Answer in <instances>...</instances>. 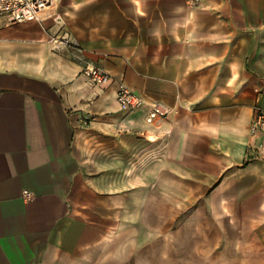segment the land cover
I'll return each instance as SVG.
<instances>
[{
	"label": "crops",
	"instance_id": "crops-1",
	"mask_svg": "<svg viewBox=\"0 0 264 264\" xmlns=\"http://www.w3.org/2000/svg\"><path fill=\"white\" fill-rule=\"evenodd\" d=\"M59 13L73 55L0 57V264H124L89 156L103 138L136 134L170 151L173 181L219 182L226 216L239 198L259 199L239 246L264 264V161L251 158L260 140L249 135L264 107V0H65ZM87 64L171 115L124 119L116 83L85 85ZM118 122L132 132L118 134ZM202 263L211 257L185 264Z\"/></svg>",
	"mask_w": 264,
	"mask_h": 264
},
{
	"label": "rangeland",
	"instance_id": "rangeland-1",
	"mask_svg": "<svg viewBox=\"0 0 264 264\" xmlns=\"http://www.w3.org/2000/svg\"><path fill=\"white\" fill-rule=\"evenodd\" d=\"M64 1H60L61 6ZM60 5L53 10L58 14L49 20L0 28V57L11 62L30 59L43 64L49 58L59 61L65 54H72L70 37L60 34L64 19L59 13ZM88 65L104 70L87 64L79 76ZM108 74L109 82L117 85L116 93L121 84L130 89L123 77ZM127 117L124 113V119ZM89 122L83 118L84 124ZM114 125L118 134L132 132L129 125ZM249 135L257 139L251 136L250 129ZM119 137L115 146L111 140L102 139L105 143L99 153L93 151L89 156L95 161L89 168L105 191L98 204L115 231L116 245L127 255L124 264H185L204 256H210L211 263L202 264H252L248 256L251 247L239 246V237L261 215L255 208L259 199L239 198V206L229 207L232 213L226 216L216 196L219 182L184 180L185 175L181 176L183 180L173 181L170 151L162 148L160 141L149 140L143 134L130 139ZM253 157L264 161V155L256 149ZM176 171L182 175L181 167ZM146 217L150 221H145Z\"/></svg>",
	"mask_w": 264,
	"mask_h": 264
},
{
	"label": "built area",
	"instance_id": "built-area-1",
	"mask_svg": "<svg viewBox=\"0 0 264 264\" xmlns=\"http://www.w3.org/2000/svg\"><path fill=\"white\" fill-rule=\"evenodd\" d=\"M188 5L194 7L198 0H187ZM58 0H0V28L24 23H40L53 18V10L57 8ZM82 76L87 84L102 87L111 80L110 75L94 66H86ZM119 110L129 117L144 110L143 121L152 125L157 119L167 117L171 109L159 102H146L141 96L120 85L116 93ZM133 123V122H132ZM132 123L129 125L132 126ZM250 134L258 138L260 144L255 147L257 152L264 155V107H257L250 126Z\"/></svg>",
	"mask_w": 264,
	"mask_h": 264
},
{
	"label": "bare ground",
	"instance_id": "bare-ground-1",
	"mask_svg": "<svg viewBox=\"0 0 264 264\" xmlns=\"http://www.w3.org/2000/svg\"><path fill=\"white\" fill-rule=\"evenodd\" d=\"M82 79H83V81H84V83H85V85H88L86 82H85V80H84V78L82 77ZM88 86H90V85H88ZM91 88H93V89H99V87H97V86H90Z\"/></svg>",
	"mask_w": 264,
	"mask_h": 264
}]
</instances>
